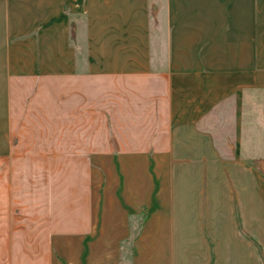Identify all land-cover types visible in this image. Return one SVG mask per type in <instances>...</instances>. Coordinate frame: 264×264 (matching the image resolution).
Masks as SVG:
<instances>
[{
	"label": "crops",
	"instance_id": "crops-1",
	"mask_svg": "<svg viewBox=\"0 0 264 264\" xmlns=\"http://www.w3.org/2000/svg\"><path fill=\"white\" fill-rule=\"evenodd\" d=\"M0 264H264V0H0Z\"/></svg>",
	"mask_w": 264,
	"mask_h": 264
}]
</instances>
